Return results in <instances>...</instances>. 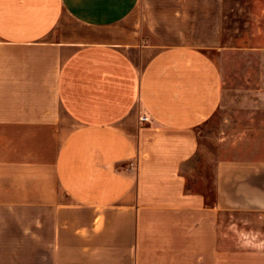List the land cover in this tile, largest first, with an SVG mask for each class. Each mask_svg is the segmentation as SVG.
<instances>
[{"label":"crops","instance_id":"obj_1","mask_svg":"<svg viewBox=\"0 0 264 264\" xmlns=\"http://www.w3.org/2000/svg\"><path fill=\"white\" fill-rule=\"evenodd\" d=\"M251 2L231 36L229 0H0V264H264V247L229 250L226 218L264 215ZM226 49L258 68L228 76ZM224 109L241 151L191 188L183 166Z\"/></svg>","mask_w":264,"mask_h":264},{"label":"rangeland","instance_id":"obj_2","mask_svg":"<svg viewBox=\"0 0 264 264\" xmlns=\"http://www.w3.org/2000/svg\"><path fill=\"white\" fill-rule=\"evenodd\" d=\"M229 5L237 9L234 11L229 9L228 25L231 29L228 35L234 36L235 28L240 31L242 29L246 34L248 30L246 21L249 18L255 21V19L258 20L257 15L261 16L260 13L253 15L249 12L251 6L254 5L251 0H229ZM241 25H243V28H241ZM260 56L259 52L226 49L215 55V59L223 64L222 68L224 72L226 70L227 74H229L228 76H235L237 74H246L251 72L250 69L258 68L248 66L245 62H243L244 64L242 63L243 65L240 63L236 66V61L254 59ZM232 84L234 85V83ZM233 111L224 109L219 112L215 117L212 128L209 125L201 126L199 130V151L194 160L185 164L182 169L191 188L206 189L212 187L218 159L224 155L236 156L241 151V148L237 149L235 144H232L235 142L236 135V114ZM227 118L232 122L228 123ZM225 133L229 137L227 140L224 139L226 137ZM226 218L229 250L241 244L247 247H264V242L257 239L258 234L264 235V215L259 216L251 213L229 211ZM242 238H244V241H241Z\"/></svg>","mask_w":264,"mask_h":264},{"label":"built area","instance_id":"obj_3","mask_svg":"<svg viewBox=\"0 0 264 264\" xmlns=\"http://www.w3.org/2000/svg\"><path fill=\"white\" fill-rule=\"evenodd\" d=\"M140 120L141 121H147L149 119H148V117L146 115H143V116L140 117Z\"/></svg>","mask_w":264,"mask_h":264}]
</instances>
